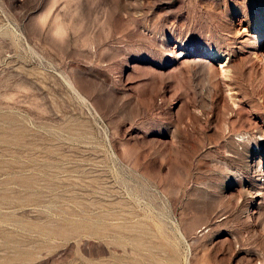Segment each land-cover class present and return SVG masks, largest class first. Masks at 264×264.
Returning a JSON list of instances; mask_svg holds the SVG:
<instances>
[{"label":"rangeland","instance_id":"374dc122","mask_svg":"<svg viewBox=\"0 0 264 264\" xmlns=\"http://www.w3.org/2000/svg\"><path fill=\"white\" fill-rule=\"evenodd\" d=\"M0 264H264V0H0Z\"/></svg>","mask_w":264,"mask_h":264},{"label":"bare ground","instance_id":"6f19581e","mask_svg":"<svg viewBox=\"0 0 264 264\" xmlns=\"http://www.w3.org/2000/svg\"><path fill=\"white\" fill-rule=\"evenodd\" d=\"M208 54H209V55H211V56H213V55H214V53H213V52H211V51H209V52H208ZM222 60H223V59H222ZM220 61H221V60H220ZM219 67H221V68H222L221 70H223V68H224L222 63L220 64V66H219Z\"/></svg>","mask_w":264,"mask_h":264}]
</instances>
